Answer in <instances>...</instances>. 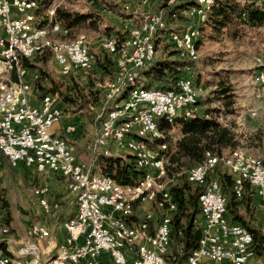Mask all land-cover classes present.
I'll return each instance as SVG.
<instances>
[{"label": "built area", "instance_id": "obj_1", "mask_svg": "<svg viewBox=\"0 0 264 264\" xmlns=\"http://www.w3.org/2000/svg\"><path fill=\"white\" fill-rule=\"evenodd\" d=\"M145 2V0H143ZM183 1V0H178ZM37 0H0V53L1 61L7 64L16 62V69H10L11 74L22 71V80L27 84V91L22 101H13L12 88H5L0 93V157L11 155L10 168L19 166L33 169L36 173L50 171L61 177L69 193L73 196L77 211V224L69 225L68 220L62 227L66 237H71V247L66 252H57L60 255V264H99L102 254H107L111 264H169L165 257L170 246L171 216L167 212H174L175 205L171 202L168 193L161 189H154V182L166 181V185L173 180H165V172L156 171L149 166V159L157 150L150 149L153 145L162 148L159 141L147 138V141H136V134L140 127H148L154 116L161 108V101L176 98V106H172V115L186 113L191 115L196 109L194 92L179 93L181 81H190V78L178 77L175 83L176 90L172 95L161 97L138 93L135 88L126 104L111 108V101L116 91H119L125 81L136 79V71L149 67L154 59L148 56L149 36L155 26H165L161 13L147 14L146 29L138 34V38L122 40V48H115V40H107L102 49L107 56L113 57L116 72L113 79L104 86V100L106 111L101 122L100 132L94 143V149L105 151L107 137L116 138V151H128L132 155L135 168L142 175L133 184L122 185L113 178H94L89 165H80L79 158L73 147L51 134V129L61 118V111L56 107L57 99L46 94L39 98V104H31L30 97L36 95L31 83L26 78V67H17V56L23 50H31V59L35 53V46L21 47V39H25L31 32L45 29H32L31 10ZM202 0H200L201 7ZM129 7L126 6V10ZM199 9H189L188 14L198 17ZM18 22H26V31H18ZM55 28L61 25L55 22ZM189 28L179 33L171 34V43L188 59H195L193 49L189 46ZM53 49L55 63H61V73L90 69L94 64L88 43L82 47L64 48L46 47ZM114 49H121V57H114ZM30 59V60H31ZM29 60V61H30ZM139 84V83H138ZM3 86V85H0ZM126 109H133V116H126ZM208 154L204 161L207 169L189 172L188 181L193 185H203L206 176L215 173L216 166L221 163L226 167L223 159L216 163H208ZM167 161V158H162ZM232 169L233 192L237 199H241L246 179L241 176V170ZM154 172V175L152 174ZM256 184V196L264 204V174L253 178ZM114 181L116 193L125 190H137L135 203H155V197H165V204H156L164 211L163 217L154 224L146 221L136 223L131 221L134 204L118 206L113 197H106L104 184ZM44 191L36 189L35 196H39L38 204L48 214L52 211L51 205L42 198ZM202 218V236L198 247L180 264H246L255 256L253 236L242 230V226L232 222L227 217L225 195L216 178H212L205 191L198 199ZM3 210L0 205V220ZM116 229H124V236H116ZM26 241L17 249L10 251V255L0 249V264H16V257H24V264H46L42 251V242L50 237V232L43 229H33L31 224L24 230ZM10 229L6 225L0 226V241L9 245ZM49 247V241L46 242ZM52 256V255H48ZM47 256V257H48Z\"/></svg>", "mask_w": 264, "mask_h": 264}, {"label": "rangeland", "instance_id": "obj_2", "mask_svg": "<svg viewBox=\"0 0 264 264\" xmlns=\"http://www.w3.org/2000/svg\"><path fill=\"white\" fill-rule=\"evenodd\" d=\"M46 1L47 4L45 3L44 5L46 7L37 6L31 13L33 17L32 23H45L50 13H53L50 16L51 20L55 18L58 24L68 30V33L62 36L61 39L73 40L80 35L86 37L90 52L94 56V64L90 69L63 74L60 71L61 68L54 63L55 61L53 62L49 56L44 55L27 61L30 65L25 66L26 64H24L27 69L26 78L31 83L32 89L37 93V96L40 94L39 85L43 87L49 85L48 79L41 74L40 70L62 86V90L67 88L73 93V85L75 83L80 87L86 100L83 98L78 99L79 101L77 104L75 103L76 105H68L66 112L70 116L77 115L73 121L75 126L81 129L85 128L84 131L88 135L90 133L96 135L94 141L92 140L89 143L90 153L83 150L81 152L84 153H76L79 160L89 165L93 172L103 175L98 171L101 167L102 157L120 158L124 162H132L133 164L132 155L128 151L111 149L105 152L102 150L97 151L93 147L106 111L104 86L106 82L113 79L116 72L115 60L113 57L106 55L102 45L107 40L121 42L128 37L134 27L145 19V15L154 13H161L165 21V26H159L156 33L158 38L154 61L168 60L184 63L182 68L177 67L174 71L179 73L178 76L176 75L177 77L190 78V81L186 82L190 85L192 84L191 86L195 89L197 102L195 111L189 117L180 115L172 125L160 126L161 139L164 138L162 143L167 146L165 153L167 161L162 160L164 156L161 150L165 149L163 146L157 149L158 145H153L150 149L157 150V154L159 158L161 157L160 159L163 161L167 172L174 177L175 174L172 172L174 163L171 162V158L176 153V144L182 136L181 122L191 118L193 115L208 113L209 118H212L220 126L229 129L234 136V145L223 151L225 157L239 156L245 160L255 161L264 165V25L252 28L244 22L236 20L227 24L224 28H215L211 23L206 22L211 15L209 11L203 19L186 15L185 12L187 10L181 16L169 15L171 5H176L178 0H170L168 2L166 0H145V2L143 0ZM235 1L240 5H246L254 0ZM108 3L111 5L115 4L118 10L126 15V18L110 13L104 6V4ZM257 4L264 8V0L257 1ZM125 6H128L129 9L126 10ZM61 13L69 14L71 18L78 15L85 16L87 19L80 23L66 25L62 20L61 22L59 21ZM127 19H131V22H125ZM48 24L50 22L46 23L45 26ZM187 28H189V37H193L189 39V45L194 46L195 59H188L177 50L179 48H175L171 43V34L179 33ZM113 70L114 72H112ZM143 71H140L137 75V81L140 84L142 80L139 76ZM0 76L2 77H0L1 79H4V73L1 72ZM165 76H167L168 81L172 80L176 83L174 75L171 73L166 72ZM225 88L229 89V92L222 95L220 92ZM123 95L120 98H123ZM57 99L64 103L59 97ZM80 156L83 157V160L80 159ZM0 158L2 159V157ZM192 168L193 166L188 167L186 171L182 168L181 172H187L188 174ZM221 168L226 170L222 166ZM10 171L12 173L14 169ZM152 174L154 175V172ZM21 179L23 182L24 177L21 176ZM25 182L28 187L25 186ZM34 187L33 184H29L26 180L22 185H12L9 180L5 181L4 179L3 182L0 181V205L3 210L0 222L9 227V238L11 237L16 242L23 239L20 234V227L22 225L26 226L24 224L26 218L22 214L23 204L25 205L26 203L22 199L24 196L31 199V195L36 190H34ZM161 188H164L167 192L168 185H166V181L154 182V189ZM126 191L128 197L132 198L131 200L137 197V190ZM164 213L151 202L136 203L132 209L131 221L141 223L147 220L152 225L158 222ZM166 214L171 216L172 212H167ZM258 214L255 211V207H253L250 221L254 219V225L262 223V218H259ZM227 217L232 221L229 214ZM4 246L3 252L10 255L6 244ZM13 248L15 247L13 246ZM170 253H172V246H169L166 256ZM43 260L45 259L43 258Z\"/></svg>", "mask_w": 264, "mask_h": 264}, {"label": "trees", "instance_id": "obj_3", "mask_svg": "<svg viewBox=\"0 0 264 264\" xmlns=\"http://www.w3.org/2000/svg\"><path fill=\"white\" fill-rule=\"evenodd\" d=\"M168 1L170 0H166V2ZM257 1L260 0H254L247 3L246 5H240L235 0H216L214 5L208 10L211 15L208 17L206 22L209 24L211 23L215 28H224L227 24L236 20L244 22L252 28L261 27L264 25V8L258 5ZM45 3L47 4V1L45 2V0H37V2L34 3L35 7L33 10L36 8V6L40 7V5L46 7L44 6ZM165 5H167V3H165ZM104 6L110 13L122 18H126V15L121 13L115 4L111 5L108 3L106 5L104 4ZM194 7H198L196 0L178 1L176 5H171L169 15L181 16L184 11H188ZM33 10H31V13ZM60 17L61 19L59 21L61 22L62 20V22H64L66 25H73L87 19L85 16L78 15L71 18V15L65 13H61ZM47 20L48 19H46V22L42 24L35 22L37 23L35 25L43 26L47 23ZM143 20V22L141 21V23L138 25L139 27L141 24L145 23L146 19ZM55 22L56 20L53 18L51 23ZM138 26L135 28H139ZM62 28L67 30L64 27ZM156 42L157 37L155 40V53ZM44 55H48L51 58L48 52L43 53V56ZM114 56L116 57V54H114ZM37 57H40V55ZM27 61L29 60L22 62V67H24V64H26L25 66L30 65L27 63ZM183 66L184 63H176V61H154L149 67H143L141 69V71L144 70L139 76V78L142 80V86L140 83L138 84L137 81V75L140 71L136 72V79H134L135 88L138 86L139 92L151 89L159 91L176 90L175 81H168V78L165 75L166 72L169 74L171 73L174 75V79L177 80L179 73H176L174 70L177 67L182 68ZM40 72L43 76H45L46 79H48L49 82V85L44 87L39 85L40 97H43L46 94H51L59 97L67 105H76L79 101L78 99L80 98L86 100L83 92L76 83L73 85V93L67 88L62 90V86L54 82L48 75L45 74L44 71L40 70ZM112 72H114V70ZM2 73H4V78H6V81L4 83L3 79H1L0 85L3 86L0 87H5L7 84L8 88H12V86H14L15 89L13 91H15L19 85V77L17 72L15 71L13 74L15 76L14 82L10 80V69H7ZM133 89L134 88L127 85L126 88H124L122 91H119L118 96L113 98V101H111V108H113L114 105L120 100L127 98ZM227 92H229V89L225 88L222 89L220 93L224 95L227 94ZM121 95L124 97L120 98ZM180 115L184 117L190 116L186 115V113H180L177 117H175L174 121ZM180 126L182 136L176 144V153L171 158V162L174 163L172 172L175 174V176L172 177V175L167 172L166 167L163 166L165 180H173V183L168 185L167 193L171 202L176 207V210L171 215L170 246H172V253L165 257L166 261L169 264H180L198 247L199 240L202 236V218L200 215L198 199L199 196L205 191L206 186L212 178H216L218 180L222 192L225 195V207L227 215L229 214L233 222L240 224L244 229L252 234L255 254L264 261L263 230L260 226H252L250 221L252 209L251 203L255 192L251 185L246 182L242 198L237 199L232 188V175L221 168V163L216 166L215 173L213 175L209 174L206 176L203 185L191 184L187 179V172H181L182 168H184L186 171L188 167L193 166L192 169H194L195 166L202 165L204 163L203 161L206 152H210V155L216 159L224 158L225 156L223 155V151L225 149L231 148L234 145V136L232 135L231 131L226 127L220 126L212 118H209L208 113L204 115H193L191 118L182 121ZM136 138L139 139L140 137L136 136ZM163 139L159 138L155 140L159 141V143L163 145L165 149L162 151V153L164 157L167 158L165 155L167 146L166 144L162 143ZM100 164V172L103 174L102 176H109L122 185L133 184L138 180L142 173L135 169L132 162L127 163L120 158L102 157ZM134 203L135 199L131 200L128 205ZM4 204L6 203L4 202ZM153 204H165V197L157 195L155 197V203L153 202ZM240 205L243 206V213L239 212L238 208ZM66 239L64 241H66ZM4 245V243H0V249H5Z\"/></svg>", "mask_w": 264, "mask_h": 264}, {"label": "bare ground", "instance_id": "obj_4", "mask_svg": "<svg viewBox=\"0 0 264 264\" xmlns=\"http://www.w3.org/2000/svg\"><path fill=\"white\" fill-rule=\"evenodd\" d=\"M186 1V0H183ZM198 7H194L191 9H199L198 17L203 19L205 17V13L214 5L216 0H202L200 7V0H196ZM189 11V10H188ZM186 11V14L187 12ZM189 16H195V14H188ZM139 27V26H138ZM159 26H155L153 30H151V34L149 36V46H148V56L153 59L155 55V40L156 33L158 31ZM44 26H37L32 23V29H43ZM146 29V21L141 24L139 28H135L130 38H138V34H140L143 30ZM18 31H26V22H18ZM68 33V30H65L61 27V29L55 28V23H50L45 26L44 30L31 32L29 36H26L25 39H21V47H32L35 46V53H45L48 52L53 61H55V54L53 49H46V47H64V48H76L82 47L83 43H88V40L84 35H80L77 38L70 41H62L57 39V35L65 36ZM190 46V45H189ZM193 49L194 55V46L191 45ZM115 48H122V42L115 41ZM114 53L117 54V57H121V49H114ZM40 54H33V58L39 56ZM31 59V50H23L17 56V67H22V62L25 60ZM0 61H1V53H0ZM61 66V63H57ZM16 69V62H9V68H7V64L4 62H0V72L7 69ZM19 72V71H16ZM130 86L134 88L130 95L120 100L118 103L114 105L113 108H118V105L126 104L128 98L133 95L135 90V81L134 79H129L124 82L123 87L119 90L122 91L126 86ZM192 91L194 92V99L196 101V93L195 89L186 81H181L179 85V93H187ZM119 91H116L114 97H117ZM148 91L149 95H159L161 97H168V95H172V91H159V90H146L138 93H146ZM0 93H4V91H0ZM25 95V89L23 86H20L18 89L13 91V101H22ZM172 106H176V98H168V101H161V108L159 111L152 116V123H148V127H140V132L136 134V136L140 137L142 140L136 141H147V138L159 139L161 138L160 126L161 124L172 125L174 123L175 117H177L180 113H175L172 115ZM126 116H133V109H126ZM112 138L116 143V138ZM0 146H2V139H0ZM9 164H11V155H2ZM161 158V157H160ZM157 153H153L151 158L149 159V166L151 169H156V171L164 172V164ZM226 167L236 168L237 170H241V176L243 179H246L251 187L256 191V184L254 183L253 178L257 177V175L264 174V166L261 163L245 160L242 157L234 156V157H224L222 158ZM217 159L210 154H208V163H216ZM80 165H86L79 160ZM225 168L227 173L232 175V169ZM207 169V162H204L202 165L197 166V171H204ZM190 172H194L192 169ZM94 178L99 179H107V177L96 174L93 172ZM104 193L106 197H113V201H118V206H125L131 201V198L128 197L127 191H122L116 193V186H114V181H106L104 184ZM69 225L77 224V211L76 215L72 220L68 221ZM33 229H43V227L39 225H31ZM242 230L248 232L246 229L242 227ZM116 236H124V229H116ZM66 247H71V237H67L66 241L58 245L57 252H66ZM16 264H24V258H17ZM46 264H60V255H55L53 258L49 259Z\"/></svg>", "mask_w": 264, "mask_h": 264}, {"label": "crops", "instance_id": "obj_5", "mask_svg": "<svg viewBox=\"0 0 264 264\" xmlns=\"http://www.w3.org/2000/svg\"><path fill=\"white\" fill-rule=\"evenodd\" d=\"M34 7H35V5H34ZM124 8L126 9V6ZM52 15H53V13H50V16H52ZM50 16L48 17L47 23L52 22V20H51L52 18ZM32 19H33V17H32ZM125 22H131V19H127V20H125ZM134 28H133V30H134ZM132 31L130 32V36H131ZM0 34H1V32H0ZM158 35H159V33H158ZM62 36L63 35L59 34V35H57L56 38L59 40H62V41H67V40L61 39ZM157 38H158V36H157ZM68 41H70V40H68ZM155 55H156V53H155ZM116 57H117V54H116ZM36 58H38V57H36ZM55 64L61 68V66H59L57 63H55ZM4 71H2V72H4ZM17 74L19 77L18 88L20 86H23L25 89V93H26L27 84H25V82H21L22 71L17 72ZM1 78H0V81H1ZM4 80L6 81V78H4L3 81ZM10 80L12 82L15 81V76L13 74H10ZM5 81H4V83H5ZM5 87L8 88L7 84ZM0 89H1L0 91H4V87H0ZM39 98H40V96L36 97V95H32L30 97L31 104L34 106L38 105L39 104ZM53 98L57 99V96L53 95ZM55 105L61 111L62 116H61L59 123L52 127V129L50 131L51 134L53 136H58V137L63 138L67 142L68 145L73 146L75 148L77 154L79 152L80 153H84V152L90 153L89 143L92 140L94 141L96 135H93L92 133H90L88 135L87 132L84 131L85 128L81 129L78 126L74 125L73 121L75 120L77 115L76 116H70L66 112L67 108L69 107L68 105H65L64 103H62L58 99H57ZM162 125H165V124H161V126ZM160 129H161V127H160ZM137 140H142V139L139 138ZM114 145H116V143L113 141V139L107 137V141L105 143V148H106L105 152L113 149ZM82 150L84 152H81ZM113 150H115V149H113ZM161 151H163V150H161ZM80 159L83 160V157L80 156ZM84 164H86V163H84ZM10 170H12V169L9 167L8 163L6 162V159H3V157H2V159L0 158V181L1 182H3V179H4L5 181L9 180V182H11L12 185H19V184L22 185V183L26 180L29 184H31V185L33 184V186H35L34 190L35 189H42L44 191L42 198H44L48 202V204L51 205V207L53 209L50 213L46 214L43 211V209L41 208V206L38 204V200L40 198L39 196H35L34 193L31 195V197H32L31 199H28L27 197L24 196L22 201H24V203H26V204L25 205L23 204L22 214L26 218L24 221V224L26 226L24 227L22 225L20 227V234L23 236V239H20L16 242L15 240L11 239V237L9 238V236H8L6 238V239H8V241L10 243L9 245H6L8 252L17 249L21 244H23L26 241V239L24 238L25 237L24 230L31 223H33L31 225H39L43 228L45 227L50 232V237L47 240L43 241V248H42V251L45 254L43 258L46 259V262H47L49 259H51L55 256V255H53L55 253L54 248L56 246L58 247V245L63 243L64 240L66 239V232L63 229L62 224L66 220H68V221L72 220L76 215V211H75L76 206H75L74 198L71 195V193H69V191L67 190L63 179L61 177L53 174L50 171H46V172L40 174V173H36L33 169L26 168L22 165L16 169H14V171H12V173ZM98 171L100 172V169H98ZM1 176H2V178H1ZM3 176H4V178H3ZM21 176L24 177L23 182H22ZM25 186L28 187L26 182H25ZM251 206H252V208L255 207V211L259 213L257 216H259V218H262V221H261L262 223H259L257 225L259 226L261 224L260 226L263 230V226H264V205H262V203L260 202V200L256 196H254L252 199ZM238 209H239L240 213L244 212L242 205H240V207ZM254 222L255 221L253 219V221H251V225L255 227L257 225H254L255 224ZM1 225H3V224H1V222H0V226ZM7 228H9V227L7 226ZM1 241H0V243H2ZM47 241H49V247H47V243H46ZM13 246L15 248H13ZM50 253H52L51 254L52 256H48ZM17 258H24V257H16V259ZM99 264H111L107 254H105V253L102 254V256L99 259ZM246 264H264V261L259 256H255L252 259H250Z\"/></svg>", "mask_w": 264, "mask_h": 264}]
</instances>
